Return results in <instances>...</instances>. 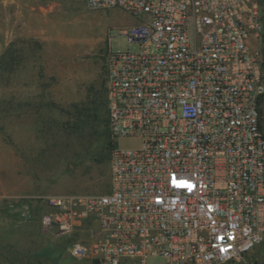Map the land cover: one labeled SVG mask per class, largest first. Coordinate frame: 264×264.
I'll use <instances>...</instances> for the list:
<instances>
[{
    "label": "built area",
    "instance_id": "obj_1",
    "mask_svg": "<svg viewBox=\"0 0 264 264\" xmlns=\"http://www.w3.org/2000/svg\"><path fill=\"white\" fill-rule=\"evenodd\" d=\"M83 1L132 16L139 49L105 56L109 191L49 197L43 230L90 223L72 254L94 264L243 260L264 243L261 0Z\"/></svg>",
    "mask_w": 264,
    "mask_h": 264
},
{
    "label": "rangeland",
    "instance_id": "obj_2",
    "mask_svg": "<svg viewBox=\"0 0 264 264\" xmlns=\"http://www.w3.org/2000/svg\"><path fill=\"white\" fill-rule=\"evenodd\" d=\"M134 21L83 0H0V264H94L72 254L94 226L46 232L41 216L49 197L110 189L105 56L139 49L121 34Z\"/></svg>",
    "mask_w": 264,
    "mask_h": 264
},
{
    "label": "crops",
    "instance_id": "obj_3",
    "mask_svg": "<svg viewBox=\"0 0 264 264\" xmlns=\"http://www.w3.org/2000/svg\"><path fill=\"white\" fill-rule=\"evenodd\" d=\"M137 23V21H134V24L135 25ZM132 25V26H133ZM252 253L254 254L253 258L255 259L254 263L253 264H264V245L259 247V248H256L252 251ZM250 254V253H249ZM247 254V255H249ZM247 255L243 258V260H245V258L247 257ZM239 261H236V262H231V263H238Z\"/></svg>",
    "mask_w": 264,
    "mask_h": 264
},
{
    "label": "trees",
    "instance_id": "obj_4",
    "mask_svg": "<svg viewBox=\"0 0 264 264\" xmlns=\"http://www.w3.org/2000/svg\"><path fill=\"white\" fill-rule=\"evenodd\" d=\"M261 3H262V0H261ZM263 9H264V6H263ZM106 102H107V99H106ZM263 102H264V97H262V99L259 102V105H260V114H261V124H262V129L264 130V114H263V111H262V104H263ZM106 123H107V128H108V131H109V124H108V102H107V121H106ZM109 133H110V131H109Z\"/></svg>",
    "mask_w": 264,
    "mask_h": 264
}]
</instances>
